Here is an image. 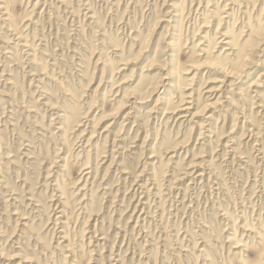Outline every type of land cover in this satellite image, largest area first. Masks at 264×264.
Returning <instances> with one entry per match:
<instances>
[{
	"label": "rangeland",
	"instance_id": "374dc122",
	"mask_svg": "<svg viewBox=\"0 0 264 264\" xmlns=\"http://www.w3.org/2000/svg\"><path fill=\"white\" fill-rule=\"evenodd\" d=\"M1 6L0 264H264V0Z\"/></svg>",
	"mask_w": 264,
	"mask_h": 264
},
{
	"label": "bare ground",
	"instance_id": "6f19581e",
	"mask_svg": "<svg viewBox=\"0 0 264 264\" xmlns=\"http://www.w3.org/2000/svg\"><path fill=\"white\" fill-rule=\"evenodd\" d=\"M38 1V0H37ZM0 8H3L2 6L0 7ZM5 9V8H4ZM186 75V74H185ZM188 104H190V103H188Z\"/></svg>",
	"mask_w": 264,
	"mask_h": 264
}]
</instances>
